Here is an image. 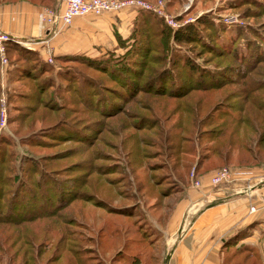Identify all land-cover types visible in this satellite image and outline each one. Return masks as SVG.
<instances>
[{
  "label": "rangeland",
  "instance_id": "1",
  "mask_svg": "<svg viewBox=\"0 0 264 264\" xmlns=\"http://www.w3.org/2000/svg\"><path fill=\"white\" fill-rule=\"evenodd\" d=\"M43 6L51 7L50 5ZM164 11L176 24L175 27H170L172 30L176 29L180 24L187 22L191 24L195 23L194 25H196V19L203 16H208L209 22L212 23L211 30L204 29L202 25L198 26L203 39L201 41H196L195 43H169L176 50H181L187 54L199 66L212 69L214 64L217 65L216 70H224V80L228 84L222 86L221 89H212L202 94V104L200 105L199 113L201 116L213 107L212 105L221 109L238 104V99L242 95V85L246 87L247 84H250L254 88H261L257 93L261 96V102L264 107V0H171ZM206 33L208 37L204 36ZM213 37L219 39V41L225 38L227 42H222L230 49L232 48L233 55L232 52L229 53L230 56L224 54L222 57L224 59H220L221 57L217 56L218 52H212L207 45L201 46L203 43L200 42L209 43V39L211 40V45L214 44ZM155 41L159 42L158 38ZM19 45L23 48H28L25 44L21 43ZM105 50V52L103 51V53L96 55L94 58H104L106 53L109 52V54L112 53L115 57L123 53V49L116 45L109 46ZM154 50V52L148 53L149 56L144 59L146 60V66H152L155 69L166 65L163 63L166 58L165 52L155 48ZM151 54H155L156 56L152 61L150 60ZM142 56L139 55V62L142 60ZM40 59L50 65L48 72L41 75L45 78V86L47 87L42 98H47L48 104H53L51 105L52 108H57L55 113H46V110L42 108L39 102H34L28 108L32 102L24 100L15 92V90L20 89L18 86L21 83L26 84L27 81L22 80L24 78L21 77V73H18V75L14 73L10 78V75L7 73L10 64H0V186L3 190L0 193V210L3 212L5 207H8L11 201L10 198L17 188L16 183L25 184L35 195L39 193V187L36 186L37 173H33V170H31L24 175L22 173L23 161H27L32 166L36 164L41 166L45 165L47 160L48 164H46L45 169L49 171L54 170L49 173L57 180L54 183L59 186L70 187L71 184H76V182H79L80 185L83 181L87 182L92 179L93 182L97 183V187L101 191L102 186L103 188L105 187L102 179L112 178L110 183L113 186L106 188L105 195L100 192L101 196L114 205L126 203L132 206L137 201V205L141 210L136 209L132 211L129 218L108 214L105 209L93 206L92 201L74 200L67 205L64 211L68 214L66 218L72 216L73 220L81 226L78 233L84 238L82 239L84 243H81L80 246L93 247L95 258L100 260L99 262L102 264H128L129 257L131 258L132 254L138 252L140 246L146 248V238L140 239V232L136 230V226L143 228L145 237L150 239L156 236L155 231L151 227V221H153L151 216L155 217L156 214L150 213L145 207V203L150 204L153 202V199H138L137 195H140L138 193L145 192L148 195L155 193L156 188L153 186V183L159 182L158 186H164L169 181V177L171 179L174 177L179 178L180 174L183 176V171L186 172L183 179H187L188 181L192 177L190 172L193 170V168H190L189 172L186 171L190 166L188 155L180 151L173 152V150H170L169 145L162 140V135L156 131L155 125L149 128L148 131H133L129 128L128 131L133 134L132 137L135 140L132 145L129 144L130 141L126 140L125 136L121 133L120 123L130 125L133 116H136L137 124L139 123V119H142V126L151 125V122L146 119L151 116L150 111L152 108L146 105L150 103L146 99L151 97L150 95L138 92L133 98H129L127 91L123 90L118 83L109 78L103 70L90 65L88 60L76 59L77 61H74L68 59L66 61H57L55 58L48 60L47 57ZM225 64H227V67H224ZM177 74L185 77L186 73H184L183 68H177ZM146 76L150 75L144 69L143 78L141 81L139 80V83H142V80ZM34 82L35 79L33 78L29 81L33 87ZM99 83L103 84V87L102 85H98ZM51 86L54 87L53 91ZM91 88H94L95 92H98V99L94 102V113L91 110L83 109L79 103L84 100L81 97L80 91L87 93L85 97L90 96L93 101L96 100L94 90H91ZM109 88H113L115 92H111ZM118 89L120 92H123V97L125 96L126 98L116 96ZM54 93L61 94L64 100L69 98L70 103L62 105V107L60 104H63V102L59 101L57 97L55 98ZM105 93L109 94L110 99L114 103L120 105L122 113L106 117L107 114L115 111L107 112L103 109L104 105L110 106V99ZM176 102L180 103L177 100ZM247 102L246 98L242 102V107H246L248 105ZM32 109L36 111L33 113ZM99 109L101 110L100 113ZM76 111L77 115L75 114ZM228 111L232 112L231 110ZM253 112L263 117L256 111ZM152 116L160 120L163 119V116L158 112L152 114ZM39 117L42 119L40 120ZM73 117L75 119L83 117L81 120L90 121L89 124L80 128V130H87L89 128L86 132L89 134L87 139L82 140L79 137V129L76 128L77 131H71V125L74 123L72 121ZM57 119L59 120L58 123L55 122ZM172 121H166L164 124L158 122L157 125L163 127L164 131ZM54 122L56 123L54 129L46 128L47 124ZM262 124L264 125V121H262ZM79 125L75 126L80 127ZM236 127L232 130V137L238 140L245 133V127L242 125ZM247 135H250L248 131ZM251 135L253 134L251 133ZM141 136H143V143L145 142L148 146L138 144ZM41 139L49 141L41 144V141H39ZM190 139H192L191 145L188 143L180 145L191 146V149L194 147V153H197L198 150L195 147L199 144L202 145L205 141L204 139L196 140L194 133ZM250 140L251 146H254L255 136H252ZM142 156L145 157L143 158ZM136 157L140 165L137 164L135 167H131L128 161ZM192 157L194 158V156ZM260 159V163L253 168L258 174H260V170H264V154ZM151 163L153 164L150 165ZM9 166H14V175L8 178L6 177L8 173L5 169ZM184 167H187V169ZM225 167L230 168L228 166ZM237 168L239 167L235 169ZM149 169H152V171ZM235 169H231V171L233 172ZM98 173L105 174L98 175ZM27 174L28 179L26 178ZM74 176H76L75 182L74 180L72 181V177ZM77 187L76 190L80 189L77 190V194L85 191L87 193L88 191L85 186L81 188ZM52 199L55 200L54 197ZM69 210L75 212L68 213ZM112 221L117 224L113 225ZM23 226L27 230L25 235L32 234L33 232H35V237L40 235L39 229H36L32 223L20 225L0 224V239L1 235L5 236L6 234H11L13 237L12 233H15V231L20 232L19 229H22ZM120 226L122 228L126 227L129 234L123 235L118 230L113 232L114 227L119 229ZM150 234L151 237H149ZM86 236H89L88 241L86 240ZM129 237L139 239L140 244L136 246L131 241L124 240ZM39 240H35V242ZM3 247L8 248L7 250L1 249L0 264H21V252L23 249H20L21 251L18 253L15 252L19 248L18 242H12L11 239L3 243L0 241V248ZM124 250L131 255H126ZM146 251L147 255L149 250L146 248ZM49 254L50 250L41 253L36 259L39 262L38 264H44ZM64 260V254L58 255V260L56 259L53 264H64ZM23 264L35 263L26 262Z\"/></svg>",
  "mask_w": 264,
  "mask_h": 264
},
{
  "label": "trees",
  "instance_id": "2",
  "mask_svg": "<svg viewBox=\"0 0 264 264\" xmlns=\"http://www.w3.org/2000/svg\"><path fill=\"white\" fill-rule=\"evenodd\" d=\"M26 1L36 5L55 6V0ZM147 1L154 2L155 0ZM170 1L171 0H167L165 2L163 1L164 10H166ZM194 24L188 22L183 23L177 26L176 29L172 30L161 17L157 16L152 11L138 9L135 10L128 35L121 38L115 33V45L123 49V53L121 55L115 57L112 53L109 54V52L106 53L104 58L97 57V59L94 58L95 56L91 57L83 54H65L55 57L57 61H66L68 59L74 61H77L76 59L88 60L90 65L103 70L109 78L118 83L123 90L127 91V96L129 98H133L138 92H143L144 95L151 96L146 98L150 102L146 105L151 106L152 108L150 111L151 116L146 118L151 122V125L142 126V119H139V123L137 124L136 116L131 118L132 122L130 125H124L125 123L122 122L119 125V127H121V133L125 136L126 140L130 141V145H132L135 140L132 137L133 134L128 131L129 128L133 131H148L149 128L155 125L156 131L162 135V140L169 145L170 150H173V152L180 151L181 153L188 155V163H190V166L188 169L187 167L184 168L187 169V172H189L190 168H193V175L188 181L187 179H183L185 176L184 174L186 173L185 171L182 172L183 176H181L178 172L180 177H174L172 179L169 177V181L165 183L164 186H158L159 182L153 183V186L156 188L155 193H151L149 195L145 192L138 193L140 194L137 195L138 199H153L152 203H145L147 211L152 214L158 213L163 205L162 200L165 197L181 192L182 186L191 184L194 178H198L202 184L203 174L206 173L207 181L210 174L222 166H228L230 167V170L240 166H256L260 163V158L264 154V125L262 124V121H264V107L261 102V96L257 93L261 88H254L250 84H247L246 87L245 85H242V95L238 99V104L226 106L221 109L212 105L213 107H211L203 116L199 114L200 105L202 104V94L212 89H221L222 86L227 85L228 82H225L224 80V70H216L217 65L213 64L212 69L199 66L193 62L187 54L181 50H176L171 46V44H175V42L195 43L196 41L203 40L199 32L200 29L198 28L200 25H202L204 29L211 30L212 23L209 22L208 16H203L199 19L197 18L196 25ZM204 36L208 37L207 33ZM157 38L159 42L155 41ZM213 39L214 44L211 45V40L209 39V43L200 42L203 43L201 46L207 45L212 52H218L219 54L217 56L221 57L220 59H224L222 58L224 54L230 56L229 53L233 51L232 48L230 49L222 42H227V40L223 38L219 41V39L214 37ZM169 43L171 44L169 45ZM154 48L157 50H163L166 54V58L163 61L166 65L155 69H153L152 66L147 67L145 64L146 60H144L147 56H149L148 53L155 51ZM139 55H143L140 62L138 60ZM151 55L150 60L152 61V59L156 58V56L155 54ZM5 56L7 63L10 64L7 72L10 75L9 77L11 78V75L14 73L16 75L21 73V77L24 78L22 80L27 81L26 84L21 83L20 86H18L20 89L15 90V92L24 100L32 102L28 108L31 107L34 102H39L40 105H42V108L46 110V113H55L57 108H52L51 105L53 104H48V99L42 98V95L46 92L47 87L45 86L46 80L41 75L48 72L50 65L43 62L35 50L26 47L23 48L13 40L5 42ZM82 62L85 64L84 61ZM224 67H227V64H225ZM177 68L184 69V73H186L185 77L177 74ZM144 69H146L150 76L144 77L145 79L142 80V83H139V80L141 81L143 78ZM32 78L35 79L34 87L29 83ZM98 85H102L103 87V84L101 83ZM51 87L53 91L54 87ZM109 89L111 92H115L113 88ZM91 90H94V88H91ZM80 94L84 99L83 102H79L81 107L83 109L91 110V112L94 113V102L98 99V92H95L94 90V94L96 96V100L94 101L90 98V96L85 97L87 94L86 92L80 91ZM105 95L110 99L109 94L105 93ZM123 95V92H120L118 89L116 96L123 97ZM54 97H57L59 101L63 102V104L59 103L61 106L70 103V99L66 98L64 100L61 94L54 93ZM123 98L126 97L124 96ZM246 98L248 100V105L246 107H242V102H244ZM176 100L180 101V103L176 102ZM204 103L206 104V102ZM109 104L110 106L104 105L103 109L107 112H115L107 114L106 117H112L113 115H118L120 112L122 113V108L118 103H114L113 100L110 99ZM117 104L118 106H116ZM228 110H231L232 112H229ZM31 111L34 113L36 110L32 109ZM100 111L101 110L99 109V113ZM105 111L103 112L106 113ZM253 111H256L263 117L256 115ZM156 112L163 116L162 120L152 116V114H155ZM76 113L77 111L75 114ZM40 117L39 119L41 120L42 118ZM81 119H83V117L78 119L73 117L72 121L74 123L71 125L72 127L70 129L71 131H77L76 128L79 129L78 135L82 140H84L89 137V134L86 133L89 128L87 130H80V128L89 124L90 121ZM259 119H261V121H259ZM170 120L173 121L164 129V131L163 127L157 125L158 122L164 124L166 121ZM58 121L59 120L57 119L55 122L58 123ZM54 123L47 124L46 128L54 129V125H56V123ZM77 124H80V127L75 126ZM241 125L245 127V133L241 136V139L235 140L232 137V130L233 128H237L236 126L240 127ZM247 131L250 135L251 133L253 135H247ZM193 133L196 140L204 139L205 141L202 145L199 144L195 147L198 150L197 153H194V147L191 149V146L188 147L180 145L182 143H188L191 145L192 139H190V137ZM252 136H255L254 146H251L250 142ZM142 137L143 136L139 138L140 142H138V144L148 146L145 142L143 143ZM39 141L43 144L49 140L41 139ZM192 156H194V158ZM142 157L144 158L145 156ZM128 163L131 167H135L137 164L140 165L137 157L135 159L132 158V160L128 161ZM46 164H48L47 160ZM46 164L41 166L36 164L35 166H32L29 165L27 161H23L22 173L24 175L31 170H33V173H37L36 186L39 187V193L38 195H35L34 192L30 191V188L25 186V184L16 183L17 188L10 198L11 201L8 207H5L3 212L0 210L1 225L32 223L36 229H39L40 235L35 237V232L25 235L27 230H25L23 226L22 229H19L20 232L15 231V233H12V235H14L13 237L11 234H6L5 236L1 235L2 237L0 241L3 243L11 239L12 242L19 243V250L17 249L15 252L18 253L23 249L21 252V264L26 262H34L35 264H38L39 262L36 260L38 256L49 250L50 254L46 258L44 264L55 263V260H58V255L61 254H64V264H102L99 262L100 260L95 258L96 256L93 252V247L80 246L81 243H84L82 240L84 238H82V236L78 233L81 226L78 222L73 220L74 218L72 216L66 218V215L68 214L65 213V208L74 200L84 202L92 201L91 203H93V206L105 209L108 214L130 218V213L132 211L140 209L137 205L138 202L136 201L135 205L132 206L126 203L114 205L108 202L106 198L102 197L101 193L105 195L106 188H111L113 186V184L110 183L112 178L102 179L105 187L103 188L102 186L101 191H99L97 183L93 182L92 179L87 182L83 181L80 185L79 182H76V184H71L70 187L59 186L54 183L57 182V180H55L49 173L54 170H46ZM152 164L153 163L150 165ZM184 166H186V164H184ZM19 170L21 169L19 168ZM149 170L152 171V169ZM5 171L8 173L6 177L9 178L11 175H14V166L7 167ZM104 174L105 173H98V175ZM75 177L76 176L72 177V181L74 180V182L76 179ZM26 178H29L28 174L26 175ZM23 179L24 177L22 178V181ZM76 186L79 188L85 186L86 190H88L87 193H85V191L83 192L84 194H77V190L80 189L76 190ZM2 191L1 187L0 193ZM52 197H54L55 200H53ZM74 212L75 211L73 210L68 211V213ZM113 222L114 221L111 222L113 225L117 224ZM119 229L114 227L113 232L118 230V232L121 231L123 235L129 234L126 227L122 228V226H120ZM136 230L140 232V239L146 238L145 247L149 250V252L146 255L147 251L143 246H140V248H138V252L132 255L124 250L126 255H131V258L129 257L127 263L158 264L159 255L156 242V230L153 229L156 233L155 238L150 239L145 237L143 234L144 230L141 226H136ZM2 231H4V229H2ZM149 237H151V234ZM88 238L89 236H86L87 241L89 240ZM38 239L40 240L35 242V240ZM124 240L131 241L133 245L136 246L140 244L139 239L137 240L132 237L125 238ZM7 248L8 247L0 248V251L1 249L7 250Z\"/></svg>",
  "mask_w": 264,
  "mask_h": 264
},
{
  "label": "crops",
  "instance_id": "3",
  "mask_svg": "<svg viewBox=\"0 0 264 264\" xmlns=\"http://www.w3.org/2000/svg\"><path fill=\"white\" fill-rule=\"evenodd\" d=\"M62 2L55 0L54 5ZM41 7L26 0H0V30L42 59L96 56L115 46V33L128 35L135 14L125 8L86 14L53 30L37 17ZM254 167H239L229 182L211 187L205 173L201 186L184 185L162 200L161 209L151 216L158 264H264V170L258 174Z\"/></svg>",
  "mask_w": 264,
  "mask_h": 264
},
{
  "label": "built area",
  "instance_id": "4",
  "mask_svg": "<svg viewBox=\"0 0 264 264\" xmlns=\"http://www.w3.org/2000/svg\"><path fill=\"white\" fill-rule=\"evenodd\" d=\"M163 0H155L154 2L146 0H63L62 6L55 5L53 7L43 6L36 15L46 25L53 30L58 26L68 25L73 18L84 16L86 14L100 15L102 13L115 12L120 9H129L135 11L138 9L148 10L161 17L163 21L170 27H175V23L169 17L163 8ZM11 37L0 30V64L7 63L5 56V42ZM50 60V57H47ZM192 176V171L190 172ZM233 172L227 167H220L210 174L207 180L209 186H217L222 183H227L231 180ZM191 185L195 188L201 186V181L198 178L192 180ZM260 209L264 212V199L260 204ZM249 211H255L254 206L249 207Z\"/></svg>",
  "mask_w": 264,
  "mask_h": 264
}]
</instances>
